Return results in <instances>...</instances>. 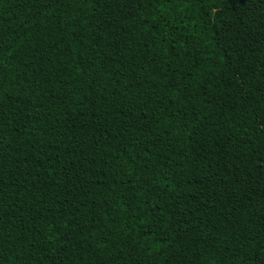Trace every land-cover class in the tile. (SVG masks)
<instances>
[{
	"label": "trees",
	"instance_id": "1",
	"mask_svg": "<svg viewBox=\"0 0 264 264\" xmlns=\"http://www.w3.org/2000/svg\"><path fill=\"white\" fill-rule=\"evenodd\" d=\"M0 264H264V0H0Z\"/></svg>",
	"mask_w": 264,
	"mask_h": 264
}]
</instances>
